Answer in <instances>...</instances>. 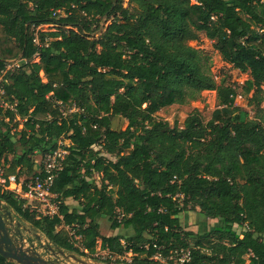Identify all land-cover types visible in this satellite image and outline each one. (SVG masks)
<instances>
[{
  "label": "trees",
  "instance_id": "16d2710c",
  "mask_svg": "<svg viewBox=\"0 0 264 264\" xmlns=\"http://www.w3.org/2000/svg\"><path fill=\"white\" fill-rule=\"evenodd\" d=\"M125 1L0 0V73L9 61L28 62L4 84L15 106L0 109L7 186L12 178L31 182L37 157L60 142L69 153L51 189L58 215L31 211L7 187L0 199L65 253L91 257L101 242L111 257L131 254L130 264H174L153 258L182 250L191 253L185 264H264V3L128 0L124 8ZM47 25L55 31H38ZM200 35L250 76L243 94L254 91L255 118L235 104L236 88L217 82L210 57L190 45ZM203 92L217 94L210 121L198 110L184 128L157 119ZM115 118L128 122L125 131L112 129ZM102 143L116 161L94 150ZM192 210L222 226L186 230L180 216ZM100 215L130 234L103 236ZM0 264L15 263L0 255Z\"/></svg>",
  "mask_w": 264,
  "mask_h": 264
},
{
  "label": "rangeland",
  "instance_id": "374dc122",
  "mask_svg": "<svg viewBox=\"0 0 264 264\" xmlns=\"http://www.w3.org/2000/svg\"><path fill=\"white\" fill-rule=\"evenodd\" d=\"M128 0L125 1L124 8L127 7ZM117 17L111 18L107 22H103L102 26H108L113 21H115ZM39 31L42 32H53L55 31L54 26H45L41 27ZM104 32V31H103ZM199 41L191 42L190 45L199 50L202 51L206 56L210 57V64H211V72L213 76L216 78L217 82H220L222 79H225V85L227 87L236 88V90L239 93V98H237L235 104L241 108L242 110L249 113L250 118H255L257 114H259L258 107L251 103V99L254 96V91L250 93L249 95L243 94V87L245 83L250 79V76L248 74H243L239 70L235 69L233 66L227 64L225 61H223L222 56L218 51L214 49L213 42L209 41L207 38H205L204 35H200ZM96 39L100 37V34L95 36ZM40 59V58H39ZM39 59L35 60V63L39 62ZM34 61V60H33ZM264 91V86H263ZM218 100H217V94L216 92H203L200 95V98L196 102H190L188 105L180 106V105H174L169 108L163 109L161 112H159L156 117L158 120L168 122L170 126L173 128L175 126H178L180 128H184L185 121L188 118V116L194 111L198 110L200 111L201 117L204 120V122H208L212 119L213 113L218 109ZM262 108H264V101L262 103ZM16 124V131H20L23 129L22 122L20 120L15 121ZM128 127V122L122 118H115L112 122V129L115 131H125ZM104 143L101 145H96L94 147V150L96 152H101L103 158L105 160H111L116 161V156L109 155L104 149L103 146ZM38 164H40L42 157L38 156ZM96 178V182L100 184V179ZM73 206H78V203H70ZM194 217L201 218L199 213L197 211H190ZM109 222V221H108ZM110 223V222H109ZM32 229V240L33 243L37 246H40L41 241L43 244H48L47 238ZM238 232H243V229H238ZM36 235H40L42 240L39 242L36 240ZM79 247H81L82 251L84 250V246L78 244ZM85 253L88 254L86 250H84ZM67 256H70L72 254L66 253ZM77 258L87 262V264H130L132 262L133 256L131 254L127 255L123 258L118 257H111L108 254H105V252L100 250V243L97 246L96 254H94L91 257H82L77 254H73ZM65 261V260H63ZM174 263L176 261L174 260ZM67 264H79L77 262H74L73 260H67Z\"/></svg>",
  "mask_w": 264,
  "mask_h": 264
},
{
  "label": "built area",
  "instance_id": "2783aa9c",
  "mask_svg": "<svg viewBox=\"0 0 264 264\" xmlns=\"http://www.w3.org/2000/svg\"><path fill=\"white\" fill-rule=\"evenodd\" d=\"M262 2L264 3V0H262ZM35 42L37 44L39 43L38 38ZM37 59H39L38 55L34 58L33 62ZM27 63L28 62L24 59L9 61L5 71L0 73V109L3 111L15 110V106L12 104L11 99L6 97V91L4 88L6 76L8 73L20 69L23 64ZM239 97L240 96L238 95L237 98ZM62 111L64 112V115L67 116L63 107ZM68 154L64 142H60L57 150L45 154L42 157L40 164L37 162L40 167L37 176L31 182H22L20 185L15 183L12 178L13 183L10 186H7L5 167L2 164L0 165V186L7 187V189L12 191L19 199L24 200L26 202V207L30 208L31 211L42 216L54 217L59 214L60 203L56 201L57 197L52 193L51 189L58 173L63 169V164ZM153 259L161 263H174L175 260L177 264H185L190 262L191 253L190 251L182 250L176 251L168 260L163 258L160 254L156 255Z\"/></svg>",
  "mask_w": 264,
  "mask_h": 264
},
{
  "label": "water",
  "instance_id": "95a60500",
  "mask_svg": "<svg viewBox=\"0 0 264 264\" xmlns=\"http://www.w3.org/2000/svg\"><path fill=\"white\" fill-rule=\"evenodd\" d=\"M15 215V212L0 199V255L9 262L15 264H67V260H73L79 264H87L73 254L67 256L64 251L53 248L49 241L48 244H43L40 235H36V240L41 241L40 246L33 242L29 243L24 236V228H22L24 221L16 216L19 223L15 222ZM26 232L32 234V229H27Z\"/></svg>",
  "mask_w": 264,
  "mask_h": 264
},
{
  "label": "crops",
  "instance_id": "0c3cea01",
  "mask_svg": "<svg viewBox=\"0 0 264 264\" xmlns=\"http://www.w3.org/2000/svg\"><path fill=\"white\" fill-rule=\"evenodd\" d=\"M96 176H97V178L100 179L99 175H96ZM71 202L72 203H76V202H74L71 199L67 201V204L72 209L79 208L78 207L79 205L75 207L72 204H70ZM197 213H199V212L197 211ZM16 216L17 215H15V222L19 223V219ZM192 216H193V214L191 212L183 213L180 216L182 226L188 231H193L195 233H202V232H208V231L212 232V231H214L217 228L222 226V222L219 220L206 219L202 215H200L201 218L194 217L192 219ZM108 221H109L108 218L101 216V215L96 218V222L101 226V234L103 236H105V237H111V236H117V235L126 236L127 234H130L129 232L124 231L123 229L113 231L111 229V222L109 221L110 222L109 223ZM22 228H24L23 229L24 236L28 240V242L29 243L33 242V241H31L32 240V234H27V232H26L27 229H31V226L28 223L24 222V223H22ZM99 243L101 246V242H99ZM105 254H107V253L105 252ZM45 256H47V255H45Z\"/></svg>",
  "mask_w": 264,
  "mask_h": 264
}]
</instances>
